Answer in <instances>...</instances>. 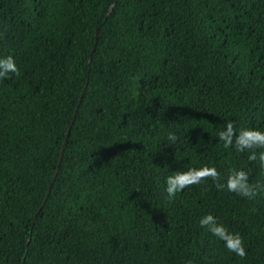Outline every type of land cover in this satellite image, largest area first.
Listing matches in <instances>:
<instances>
[{
  "label": "trees",
  "instance_id": "obj_1",
  "mask_svg": "<svg viewBox=\"0 0 264 264\" xmlns=\"http://www.w3.org/2000/svg\"><path fill=\"white\" fill-rule=\"evenodd\" d=\"M6 55L0 264H264V168L214 137L264 129V0H0ZM202 166L244 168L257 195L206 177L167 196Z\"/></svg>",
  "mask_w": 264,
  "mask_h": 264
},
{
  "label": "clouds",
  "instance_id": "obj_2",
  "mask_svg": "<svg viewBox=\"0 0 264 264\" xmlns=\"http://www.w3.org/2000/svg\"><path fill=\"white\" fill-rule=\"evenodd\" d=\"M18 72L17 63L12 55L0 56V80H7L9 74ZM217 142H222L225 148L232 147L237 152L247 154L249 161H259L261 168H264V129L256 127H234L232 120H225L224 127L215 134ZM175 139V137H171ZM211 177L217 187H226L229 192H234L239 196L252 199L257 195L259 184L249 181V172L244 168L231 170L224 183H219L220 174L212 166L189 167L185 170H173L171 175L164 178V191L169 198L183 190L186 186L199 184L206 178ZM199 225L206 228L213 237L223 242L224 248L238 257L246 255L241 236L238 233L229 231L211 213H205L198 221ZM190 264V262H189Z\"/></svg>",
  "mask_w": 264,
  "mask_h": 264
},
{
  "label": "water",
  "instance_id": "obj_3",
  "mask_svg": "<svg viewBox=\"0 0 264 264\" xmlns=\"http://www.w3.org/2000/svg\"><path fill=\"white\" fill-rule=\"evenodd\" d=\"M82 94V93H81ZM80 97H81V95H80ZM79 100H80V98H79ZM76 111V107H75V110H74V112ZM69 127H70V125L68 126V128L66 129V132H65V137H64V141H63V143H62V146H61V149H60V154H59V157H58V162H59V160H60V155H61V152H62V147H63V145H64V143H65V140H66V137H67V134H68V131H69ZM56 171V170H55ZM55 171L53 172V175H52V177L54 176V174H55ZM48 189V188H47ZM46 194H47V192H46ZM43 202H44V200H43ZM42 202V203H43Z\"/></svg>",
  "mask_w": 264,
  "mask_h": 264
}]
</instances>
